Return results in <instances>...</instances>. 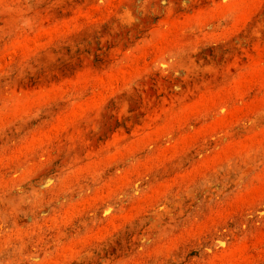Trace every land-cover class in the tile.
I'll return each mask as SVG.
<instances>
[{
  "label": "rangeland",
  "instance_id": "1",
  "mask_svg": "<svg viewBox=\"0 0 264 264\" xmlns=\"http://www.w3.org/2000/svg\"><path fill=\"white\" fill-rule=\"evenodd\" d=\"M0 264H264V0H0Z\"/></svg>",
  "mask_w": 264,
  "mask_h": 264
}]
</instances>
